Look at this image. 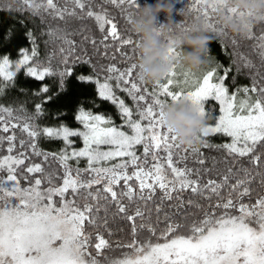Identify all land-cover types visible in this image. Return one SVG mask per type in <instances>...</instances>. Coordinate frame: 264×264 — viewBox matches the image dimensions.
<instances>
[{"label":"snow or ice","instance_id":"obj_1","mask_svg":"<svg viewBox=\"0 0 264 264\" xmlns=\"http://www.w3.org/2000/svg\"><path fill=\"white\" fill-rule=\"evenodd\" d=\"M104 5L116 8L128 24L134 23L132 10H141L137 0L99 4L97 0H9L7 4L0 0V11H27L38 17L45 26L39 33L46 37L45 47L56 45L45 65L38 60L37 37L28 30L30 49L20 48L16 60L9 54L0 56V97L15 87L21 70L39 81L58 77L59 90L64 92L72 66L83 63L95 75L77 79L94 83L98 96L115 105L122 119V125L116 126L110 116L79 107L75 120L82 130L65 124L48 127L34 123L44 115L43 102L36 103L31 114L23 106L14 110L0 104V264H264V29L257 36L252 25H246L247 38L255 40L252 47L259 65L235 53L249 69V85H235L233 77L230 93L225 83L230 69L223 75H217L215 67L196 73L177 63L149 90L136 62L138 35L121 32ZM221 9L229 16H252L228 7V0H190L187 10L203 20L202 27L183 20L174 23L172 34L196 28L225 36L216 15ZM72 20L79 21L80 27L70 29ZM89 20L101 33L99 41L85 34L84 22ZM48 21H59L63 27ZM77 35L82 38L80 45L71 38ZM84 42L91 45L93 55L112 61L119 57L124 67L108 63L97 70L90 56L81 60L76 55L80 47L87 56ZM164 43H172L171 35ZM232 44L238 46L235 39ZM110 48L114 54L109 55ZM57 54L62 67L53 68ZM170 55H178L175 48ZM48 92L44 85L34 95ZM118 92L125 93L132 106ZM184 98L197 105L204 117L206 104L218 103V119L200 139L205 147L223 150L225 164L231 160L223 172L216 169L215 159L204 167L203 153L182 147L165 127L164 108ZM124 125L129 132L121 130ZM209 133L221 134L230 142L209 144L205 139ZM72 137L81 138L83 147L72 148ZM41 139L62 141L64 147L44 151L39 147ZM102 145L108 150H101ZM137 146L142 147L140 155ZM189 152L201 167H187ZM117 158L122 159L102 163ZM81 159L86 162L83 169ZM110 219L127 224L129 241L110 242L124 230L110 228ZM116 250H122L120 256L110 255Z\"/></svg>","mask_w":264,"mask_h":264},{"label":"trees","instance_id":"obj_2","mask_svg":"<svg viewBox=\"0 0 264 264\" xmlns=\"http://www.w3.org/2000/svg\"><path fill=\"white\" fill-rule=\"evenodd\" d=\"M9 0H2L3 4H7ZM157 0H137V3L141 8L147 5H155ZM174 5V11L172 14V23H181L183 20H186L189 25H195L196 27H202L203 20L195 19V13L188 11L187 8L190 7V0H172ZM97 3H101V0H97ZM189 4V5H188ZM14 7H18V5H14ZM110 14V16L116 17L118 21V29L125 34H133V24H128L121 16L119 11L111 5H104ZM183 16L181 15V10L185 9ZM140 11V10H139ZM139 11L133 9V17L136 19ZM218 18V16H217ZM219 19V18H218ZM23 22V23H21ZM168 22V17L165 13H160L157 17V25L166 24ZM53 25L57 23H61L59 21H48ZM84 24L87 27L85 34L89 36V38H96L97 41L101 39V33L99 32L96 24L92 21H85ZM220 24V23H219ZM63 27V24L61 23ZM220 26H222L220 24ZM45 26L41 24L40 19L38 17H33L30 12H7L0 11V56L5 54H9L12 60H16L18 58V50L20 48H31V42L26 38L25 33L28 30H32L34 35L37 37L36 43L38 45L39 56L38 60L44 62L46 65V56L49 52H51L56 45H49L47 48L45 47L43 41L46 37H41L39 35L42 28ZM68 27L70 29L79 28L80 22L72 20L70 21ZM252 28L254 34L259 36L261 34V29H264V23L260 21H254L252 24ZM9 30H11V36L9 37ZM205 35L209 37L210 43L208 45V50L205 56V64L199 70H191L196 73H200L203 71H207L210 68H217V75H223L226 70L228 71V79L225 83L229 86L230 93L233 91L234 85L232 84V79L235 77V85L238 86H247L250 84V78L247 73H249V69L244 68L242 66V62L239 57L235 55V53L245 54L251 59L254 63L259 65V59L255 55V50L253 49V44L255 40L248 39V35H238L233 33L231 30L226 29V35L223 37L217 36L215 33H210L206 31H202ZM72 39L77 41V44H81V36H72ZM233 39L238 42V46L234 47L232 44ZM83 48L87 50V56H85L84 52L81 51L80 47H77L76 55L83 59H87L88 56L92 59V64L97 66V70L99 69L100 64H108V63H117L118 66L124 67L123 64H119V57H117L116 61L112 60H104L99 58L98 55H93V50L90 44L84 42ZM127 51L128 49H124ZM104 51L103 48L100 49L102 53ZM179 51V50H178ZM109 55L115 53L114 48H110L108 50ZM138 62V61H136ZM184 68L188 69L186 66L181 64ZM53 68L62 67L59 64V55L53 59L52 61ZM239 69V71H237ZM81 75L89 76L95 75L93 73L92 67L88 64L78 63L72 66V75L65 79V91L60 92L59 90V78L56 76L46 77L43 81L36 80L32 77H26L24 71L21 70L17 76L15 77V87H11L6 89L5 95L0 97V104L8 107H12L14 110L19 109L21 106L27 109L28 114L34 112V105L36 103H42V107L44 109V115L34 121L35 124L40 126H48V127H58L61 124H65L73 130H82V125L79 124L75 120V115L77 114L78 108L83 107L86 111H91L94 114H102L106 117H111L114 125L121 126L122 119L118 114V109L115 105H112L109 101L102 100L96 91V86L94 83L81 82L77 78ZM133 79H135V73L133 74ZM147 87L149 90L154 86V83L147 81ZM162 82V81H161ZM47 85L49 87V92L45 93L41 96L34 95L35 92H38L42 86ZM23 89L24 91H20ZM117 95L125 99L126 104L132 106V102L129 97L125 93L118 92ZM47 97H52L51 100H46ZM238 95V99H239ZM22 115L23 113H17ZM219 106L218 103L209 101L206 104V119L208 121L207 126L214 125L219 116ZM136 118L135 115L133 117ZM121 130L129 132L130 130L126 125L122 127ZM17 137L21 138V133L17 129ZM73 140L72 148L80 149L83 147V141L81 138L72 137ZM209 144L219 145L222 143L230 142V138L225 137L221 134H213L209 133L208 137L205 138ZM39 147L47 152L59 151L64 147L63 142L59 140L55 141H46L41 139L39 141ZM182 147H185L182 145ZM188 149L196 148L200 150L204 157H206V164L204 167H210L213 163V159H215L216 169L220 172H223L227 167L230 166L231 160L229 159L228 164H225L224 158L225 153L223 150L217 149L215 147H205L204 142L200 140V142L195 147H185ZM138 155L142 153V147L137 146ZM118 160L102 162L106 164L116 163ZM51 163V162H50ZM73 167H75V162H70ZM187 167L189 168H199L201 167L198 164L193 163L191 158V152H189V159L186 161ZM181 167L184 164L180 165ZM55 167V164H53ZM79 167L83 169L86 167V162L84 159H81ZM131 171V169H130ZM213 178H215V173L212 174ZM23 183V181H22ZM159 195V193H157ZM188 195V194H186ZM255 195V194H254ZM198 199V198H195ZM202 204L204 201H200ZM167 209V205H165ZM189 211H196L195 209H188ZM114 211V209H113ZM155 219V217H153ZM109 227L113 230L117 228H123V232L117 233L115 236L109 238L110 242L112 240H122L129 241L130 236L128 235L129 228L127 224L123 221L116 220L113 222L111 219L109 220ZM102 231V230H101ZM106 238H108L106 236Z\"/></svg>","mask_w":264,"mask_h":264},{"label":"clouds","instance_id":"obj_3","mask_svg":"<svg viewBox=\"0 0 264 264\" xmlns=\"http://www.w3.org/2000/svg\"><path fill=\"white\" fill-rule=\"evenodd\" d=\"M228 7L252 13L251 17L229 16L222 9L217 11L222 27L235 34L247 35L246 25L264 19V0H228ZM173 11L172 0H157L155 5L141 8L133 23V31L138 35V63L144 78L154 84L162 81L174 64H183L190 70H199L205 64L209 37L196 28L186 33L172 34L175 27L171 19ZM160 13L166 14L168 22L158 26L157 17ZM170 35L172 43H164ZM171 48H175L178 55H170ZM162 119L177 141L189 148L200 142L208 124L207 119L200 114V108L188 98L167 105Z\"/></svg>","mask_w":264,"mask_h":264},{"label":"rangeland","instance_id":"obj_4","mask_svg":"<svg viewBox=\"0 0 264 264\" xmlns=\"http://www.w3.org/2000/svg\"><path fill=\"white\" fill-rule=\"evenodd\" d=\"M101 150H108V146H104V145H102V146H101ZM137 154H138V149H137ZM120 159H122V158H117V160H120ZM110 162H111V161H110ZM130 169H131V168H130ZM130 169H129V171H130ZM121 251H122V250H116L115 252L110 253V255H112V256H114V257H116V256H120ZM123 251H126V249L123 250Z\"/></svg>","mask_w":264,"mask_h":264}]
</instances>
